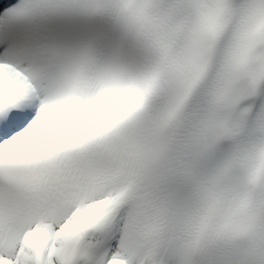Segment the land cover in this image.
I'll use <instances>...</instances> for the list:
<instances>
[{
    "label": "snow or ice",
    "instance_id": "obj_1",
    "mask_svg": "<svg viewBox=\"0 0 264 264\" xmlns=\"http://www.w3.org/2000/svg\"><path fill=\"white\" fill-rule=\"evenodd\" d=\"M0 264H264V0H0Z\"/></svg>",
    "mask_w": 264,
    "mask_h": 264
}]
</instances>
